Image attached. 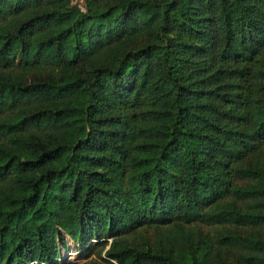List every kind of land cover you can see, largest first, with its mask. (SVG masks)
Masks as SVG:
<instances>
[{"label":"trees","instance_id":"16d2710c","mask_svg":"<svg viewBox=\"0 0 264 264\" xmlns=\"http://www.w3.org/2000/svg\"><path fill=\"white\" fill-rule=\"evenodd\" d=\"M83 3L0 0V264H264V0Z\"/></svg>","mask_w":264,"mask_h":264},{"label":"rangeland","instance_id":"374dc122","mask_svg":"<svg viewBox=\"0 0 264 264\" xmlns=\"http://www.w3.org/2000/svg\"><path fill=\"white\" fill-rule=\"evenodd\" d=\"M71 1L79 8H84L83 0ZM58 246V264H108V262L102 261V259L104 258V254L103 252H99V248L93 252H85L79 245H76L69 237H67L62 232H60V237L58 238Z\"/></svg>","mask_w":264,"mask_h":264}]
</instances>
